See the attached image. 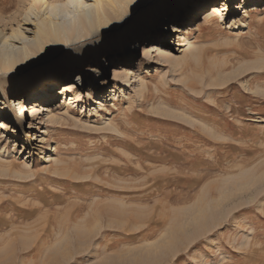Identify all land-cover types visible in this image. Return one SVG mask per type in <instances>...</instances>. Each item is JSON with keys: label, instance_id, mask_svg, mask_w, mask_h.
I'll return each mask as SVG.
<instances>
[{"label": "rangeland", "instance_id": "rangeland-1", "mask_svg": "<svg viewBox=\"0 0 264 264\" xmlns=\"http://www.w3.org/2000/svg\"><path fill=\"white\" fill-rule=\"evenodd\" d=\"M40 1L24 22L0 0L10 50ZM243 1L146 0L0 75V264H264V0Z\"/></svg>", "mask_w": 264, "mask_h": 264}, {"label": "bare ground", "instance_id": "bare-ground-1", "mask_svg": "<svg viewBox=\"0 0 264 264\" xmlns=\"http://www.w3.org/2000/svg\"><path fill=\"white\" fill-rule=\"evenodd\" d=\"M57 1L55 3L53 2V4L46 5L42 19L35 17L36 22H34L36 23L35 26H37L36 39L28 43L24 49L12 51L10 50L12 46H10L11 48L9 47V41L18 40L22 36L19 30L13 36L4 39L1 38L0 32V75L4 76V74H7L9 76H16L28 69L34 63V61L31 62V59L36 53L42 50L46 42L51 43V48L55 49L59 48L63 43L71 44L78 40L94 36L97 33L110 30L114 24L118 23L124 13H129L135 5H142L146 0ZM171 1L176 3L180 2V0ZM40 2V0H28L24 11V22H31L30 16L37 12ZM255 2L256 0H244L243 5L246 7V3L254 4ZM218 12V8H213L212 12L204 16L203 23L211 21ZM143 15H151L150 7L139 11L136 17ZM2 18L0 14V24L3 20ZM78 32L81 33L79 34ZM261 63H258V65Z\"/></svg>", "mask_w": 264, "mask_h": 264}]
</instances>
